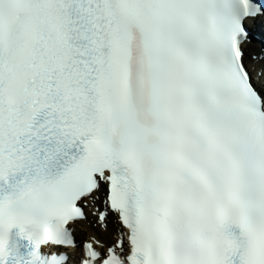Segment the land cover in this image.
I'll use <instances>...</instances> for the list:
<instances>
[{
  "label": "snow or ice",
  "instance_id": "1",
  "mask_svg": "<svg viewBox=\"0 0 264 264\" xmlns=\"http://www.w3.org/2000/svg\"><path fill=\"white\" fill-rule=\"evenodd\" d=\"M0 264H264V0H0Z\"/></svg>",
  "mask_w": 264,
  "mask_h": 264
}]
</instances>
